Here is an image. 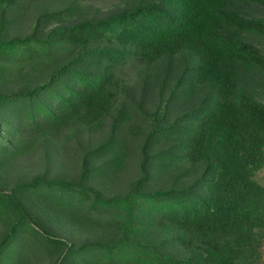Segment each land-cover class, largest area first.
<instances>
[{
  "label": "trees",
  "instance_id": "obj_1",
  "mask_svg": "<svg viewBox=\"0 0 264 264\" xmlns=\"http://www.w3.org/2000/svg\"><path fill=\"white\" fill-rule=\"evenodd\" d=\"M52 3L0 0V58L53 63L35 86L23 73L0 78V161L45 147L50 165L70 143L84 153L74 181L44 171L0 189V208L14 217L0 235V264H22L30 242L52 264H253L264 237V185L254 177L264 165V95L255 89L264 87L255 43L264 18L244 6L264 0H129L105 11ZM130 58L142 64L138 80L120 86L114 67ZM154 93L158 104L145 107ZM134 113L148 119L128 127L139 174L103 194L89 184L104 173L92 160L121 163L130 150L120 129ZM92 130L102 139L85 149L77 136ZM29 195L104 232L78 244L51 236Z\"/></svg>",
  "mask_w": 264,
  "mask_h": 264
},
{
  "label": "rangeland",
  "instance_id": "obj_2",
  "mask_svg": "<svg viewBox=\"0 0 264 264\" xmlns=\"http://www.w3.org/2000/svg\"><path fill=\"white\" fill-rule=\"evenodd\" d=\"M20 1L24 5L28 2V0ZM40 1L41 3L46 2V4H54L52 2H67L68 0ZM128 1L129 0H77V2L82 6L93 9L100 8L103 11L122 9L128 4ZM148 1L156 2L157 0ZM244 9L249 15L264 18V5L252 4L244 6ZM12 30L13 28L10 27V32H12ZM255 43L262 50H264V40L257 39ZM23 62L24 63L20 65L21 67H18L13 65L8 58H0V67H2L0 78L6 76L7 74H9L7 77H12L16 74L23 73L21 80H27L30 84L35 86L46 79L48 75L46 74L48 68L53 67L52 61H38V63H27V61ZM141 66L142 64L136 63V61L131 58L124 60L123 62L115 65L113 77L120 82V86L132 85L136 82V80H138V69ZM88 67L91 66L88 65ZM83 69L86 70L87 68ZM64 79L65 78L62 80ZM169 82L173 85L175 83V79H170ZM255 89L257 90L256 92L258 95H264V87L256 86ZM135 92L136 91H134V95L132 94V100L137 96V93ZM118 97L120 98V100L118 99V102L121 101V99H124L121 95ZM125 101L129 102L130 100L125 99ZM158 101V95L154 93V95L148 98L145 107H156ZM145 120L141 122V120L138 119L134 113L131 118L127 119L124 129L123 126L120 129L122 131L121 137L126 143L125 146L127 145L126 149H129L130 151H125L122 156L121 163H119L116 167H110L109 162L107 165L103 163V161L108 157H98L92 160L94 165L102 164L104 173L103 175H91L89 181L90 185L100 190L103 194L110 195L125 190L129 184L137 178L139 172L136 167V157L132 154V147L137 144L138 140L128 131V127L130 124L138 125L142 123L145 125V123L148 122V119ZM65 131L66 129H63V132ZM77 137L84 139L83 144H86L85 149H87L89 145L98 143L102 139V131H84ZM68 146L69 147L65 151L49 160L50 165L45 164L43 159H40V156H43L45 159V147L37 150L36 152L35 149L30 152L29 150H25V153H22L14 158L6 157L3 162L0 161V189L6 193L11 192L16 189L15 185H17L19 181L27 180L31 175L44 171H47L46 175L50 179L57 176L66 181H74L80 168V155L84 153V150L79 151L78 146L76 147L74 143H70ZM166 176L168 181V175L164 174L159 184H166ZM254 177L260 184L264 185V165L256 172ZM24 200L26 201L29 209L35 214L37 221H39L41 230L43 231L44 229L47 234L51 236L64 239L69 243L72 242L73 244H78L83 240L95 239L104 232L101 226L95 224L89 219H82V217L77 215L72 216L67 213L62 214L61 210L57 208V205L54 204V202L41 199L36 195L24 196ZM13 218L14 217L12 215L7 214L0 208V235L6 228H8ZM40 226H36V228H39ZM260 241L261 242L259 243L257 249V255L253 259V264H264V237ZM24 249L26 259L22 264L53 263L52 259L49 258V255L45 251L39 249L33 242H30Z\"/></svg>",
  "mask_w": 264,
  "mask_h": 264
}]
</instances>
